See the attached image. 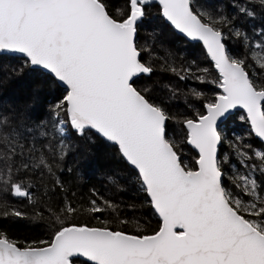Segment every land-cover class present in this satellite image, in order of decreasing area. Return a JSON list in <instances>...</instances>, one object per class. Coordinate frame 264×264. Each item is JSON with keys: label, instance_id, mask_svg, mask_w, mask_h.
I'll use <instances>...</instances> for the list:
<instances>
[{"label": "snow or ice", "instance_id": "6c2138e0", "mask_svg": "<svg viewBox=\"0 0 264 264\" xmlns=\"http://www.w3.org/2000/svg\"><path fill=\"white\" fill-rule=\"evenodd\" d=\"M0 264H264V0H0Z\"/></svg>", "mask_w": 264, "mask_h": 264}, {"label": "trees", "instance_id": "16d2710c", "mask_svg": "<svg viewBox=\"0 0 264 264\" xmlns=\"http://www.w3.org/2000/svg\"><path fill=\"white\" fill-rule=\"evenodd\" d=\"M83 167L88 172L90 177H94L96 164L89 165L87 162H85ZM13 231H15V232H17V234H21V235L29 233V229H27L23 226L14 227Z\"/></svg>", "mask_w": 264, "mask_h": 264}]
</instances>
